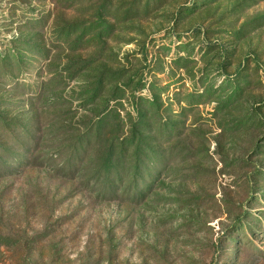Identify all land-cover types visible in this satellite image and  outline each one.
<instances>
[{
	"label": "rangeland",
	"instance_id": "rangeland-1",
	"mask_svg": "<svg viewBox=\"0 0 264 264\" xmlns=\"http://www.w3.org/2000/svg\"><path fill=\"white\" fill-rule=\"evenodd\" d=\"M0 264H264V0H0Z\"/></svg>",
	"mask_w": 264,
	"mask_h": 264
}]
</instances>
